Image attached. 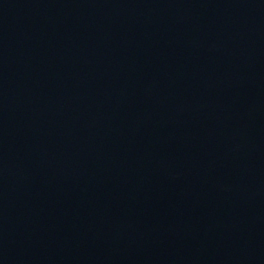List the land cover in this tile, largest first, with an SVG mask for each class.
I'll return each instance as SVG.
<instances>
[{
    "label": "water",
    "instance_id": "obj_1",
    "mask_svg": "<svg viewBox=\"0 0 264 264\" xmlns=\"http://www.w3.org/2000/svg\"><path fill=\"white\" fill-rule=\"evenodd\" d=\"M0 264H264V0H0Z\"/></svg>",
    "mask_w": 264,
    "mask_h": 264
}]
</instances>
